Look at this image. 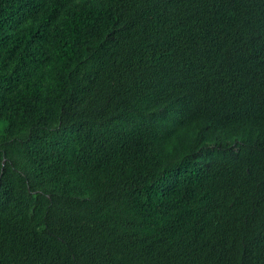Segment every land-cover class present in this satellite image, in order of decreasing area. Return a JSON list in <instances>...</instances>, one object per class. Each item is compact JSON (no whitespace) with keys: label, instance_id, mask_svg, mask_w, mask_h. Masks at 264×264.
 <instances>
[{"label":"trees","instance_id":"trees-1","mask_svg":"<svg viewBox=\"0 0 264 264\" xmlns=\"http://www.w3.org/2000/svg\"><path fill=\"white\" fill-rule=\"evenodd\" d=\"M0 264H264V0H0Z\"/></svg>","mask_w":264,"mask_h":264},{"label":"rangeland","instance_id":"rangeland-1","mask_svg":"<svg viewBox=\"0 0 264 264\" xmlns=\"http://www.w3.org/2000/svg\"><path fill=\"white\" fill-rule=\"evenodd\" d=\"M4 126H5V123L4 122H0V132L3 130Z\"/></svg>","mask_w":264,"mask_h":264}]
</instances>
